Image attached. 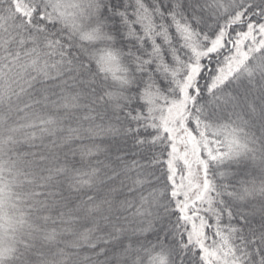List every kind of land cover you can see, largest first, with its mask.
<instances>
[{
    "label": "snow or ice",
    "instance_id": "1",
    "mask_svg": "<svg viewBox=\"0 0 264 264\" xmlns=\"http://www.w3.org/2000/svg\"><path fill=\"white\" fill-rule=\"evenodd\" d=\"M0 264H264V0H0Z\"/></svg>",
    "mask_w": 264,
    "mask_h": 264
}]
</instances>
